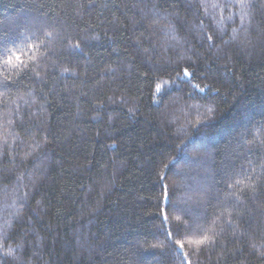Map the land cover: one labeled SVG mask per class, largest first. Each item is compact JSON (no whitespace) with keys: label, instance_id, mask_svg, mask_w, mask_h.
I'll list each match as a JSON object with an SVG mask.
<instances>
[{"label":"trees","instance_id":"trees-1","mask_svg":"<svg viewBox=\"0 0 264 264\" xmlns=\"http://www.w3.org/2000/svg\"><path fill=\"white\" fill-rule=\"evenodd\" d=\"M0 264H264V0H0Z\"/></svg>","mask_w":264,"mask_h":264},{"label":"snow or ice","instance_id":"snow-or-ice-1","mask_svg":"<svg viewBox=\"0 0 264 264\" xmlns=\"http://www.w3.org/2000/svg\"><path fill=\"white\" fill-rule=\"evenodd\" d=\"M186 75H187V73H186ZM200 243H203V241H200Z\"/></svg>","mask_w":264,"mask_h":264}]
</instances>
